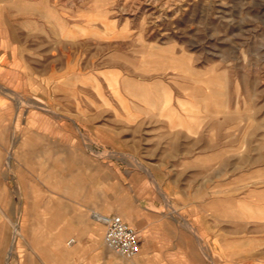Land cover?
<instances>
[{
  "label": "rangeland",
  "instance_id": "rangeland-1",
  "mask_svg": "<svg viewBox=\"0 0 264 264\" xmlns=\"http://www.w3.org/2000/svg\"><path fill=\"white\" fill-rule=\"evenodd\" d=\"M0 30L49 73L7 89L0 111L16 121L4 165L30 164L32 211L43 183L72 195L93 179L98 196L105 168L111 208L138 200L204 226L224 264H264V0H0ZM24 220L17 207L19 254L38 242Z\"/></svg>",
  "mask_w": 264,
  "mask_h": 264
},
{
  "label": "crops",
  "instance_id": "crops-1",
  "mask_svg": "<svg viewBox=\"0 0 264 264\" xmlns=\"http://www.w3.org/2000/svg\"><path fill=\"white\" fill-rule=\"evenodd\" d=\"M16 49L14 38L10 40L0 30V111L1 107L14 105L7 89L20 84L18 88L29 92L34 81H48L49 73L41 68L42 56L29 53L22 57V62ZM15 122V118L0 113V264H224L222 242L207 235L204 226L195 224L193 219L197 217L191 214H185V217L193 221L197 228L195 233L191 228L181 226L173 216L142 211L138 200L111 208L110 200L106 198L110 196L106 184L111 174L109 169H102L104 177L98 196L93 189L96 186L93 179L78 180L73 184L78 189H74L72 195L64 190L49 196L46 184H41L44 188L39 192L36 210L32 211L30 164L21 158L18 165L14 163L8 168L4 165V156L11 148L10 139L15 138ZM38 135L46 138L45 133ZM31 138L29 129L19 136L22 140L19 155L26 154ZM79 158L80 167L84 166L81 167L83 172L96 170V165L88 158L81 155ZM126 191L123 192L125 196ZM17 207L24 222L34 220L31 229L39 234L38 242H29L30 249L25 254H19V248H12ZM111 210L133 220L140 229L141 252L135 259L119 258L105 244V227L97 216ZM71 240H74L73 244H69ZM209 249L210 259L206 255ZM142 255L143 258H139ZM239 260L233 259L232 264H239Z\"/></svg>",
  "mask_w": 264,
  "mask_h": 264
},
{
  "label": "built area",
  "instance_id": "built-area-1",
  "mask_svg": "<svg viewBox=\"0 0 264 264\" xmlns=\"http://www.w3.org/2000/svg\"><path fill=\"white\" fill-rule=\"evenodd\" d=\"M98 220L105 226V244L113 252L127 258L135 259L141 252L139 230L117 214L99 215ZM71 240L69 244H73Z\"/></svg>",
  "mask_w": 264,
  "mask_h": 264
},
{
  "label": "bare ground",
  "instance_id": "bare-ground-1",
  "mask_svg": "<svg viewBox=\"0 0 264 264\" xmlns=\"http://www.w3.org/2000/svg\"><path fill=\"white\" fill-rule=\"evenodd\" d=\"M166 103H167V102H166ZM163 106H164V105H163ZM163 106H162V107H163ZM163 111H164V110H162L161 113H162Z\"/></svg>",
  "mask_w": 264,
  "mask_h": 264
}]
</instances>
